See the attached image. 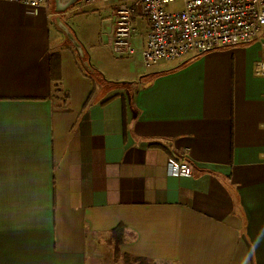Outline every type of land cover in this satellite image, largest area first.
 I'll return each mask as SVG.
<instances>
[{
    "label": "crops",
    "instance_id": "1",
    "mask_svg": "<svg viewBox=\"0 0 264 264\" xmlns=\"http://www.w3.org/2000/svg\"><path fill=\"white\" fill-rule=\"evenodd\" d=\"M75 3L0 0V264H264V34L144 67L109 16L94 78Z\"/></svg>",
    "mask_w": 264,
    "mask_h": 264
},
{
    "label": "built area",
    "instance_id": "2",
    "mask_svg": "<svg viewBox=\"0 0 264 264\" xmlns=\"http://www.w3.org/2000/svg\"><path fill=\"white\" fill-rule=\"evenodd\" d=\"M38 8L46 0H7ZM114 1L112 50L120 56H139L144 67L159 61H172L191 53L245 44L257 38L264 28V0H76L81 6ZM148 28L142 47H135V20ZM260 69L263 63H259ZM172 174L190 176V159L184 151L172 164Z\"/></svg>",
    "mask_w": 264,
    "mask_h": 264
},
{
    "label": "rangeland",
    "instance_id": "3",
    "mask_svg": "<svg viewBox=\"0 0 264 264\" xmlns=\"http://www.w3.org/2000/svg\"><path fill=\"white\" fill-rule=\"evenodd\" d=\"M116 4L114 1L110 2H99L95 3L92 6H81L78 3L71 5V11L68 15L60 16V20L66 22L70 29L76 33V31H81V28L88 27L92 24H97L100 20H108L112 6ZM180 3L179 0H176L175 4L170 5V9L179 8ZM143 20V19H142ZM145 20H139V23L136 24V35L142 36L144 34ZM264 28L261 29L258 37L263 35L261 33ZM74 35V33H73ZM264 37V36H263ZM71 46V45H70ZM83 52H86L83 49ZM87 53V52H86ZM83 61H85L83 59ZM88 61V58H87ZM95 78V77H94ZM117 264H144L142 261H138L137 259L124 258V260H120Z\"/></svg>",
    "mask_w": 264,
    "mask_h": 264
},
{
    "label": "water",
    "instance_id": "4",
    "mask_svg": "<svg viewBox=\"0 0 264 264\" xmlns=\"http://www.w3.org/2000/svg\"><path fill=\"white\" fill-rule=\"evenodd\" d=\"M74 2H76V0H74ZM65 29H66V35H67V37H69L72 46L76 49L77 54H78V56H79V58L81 60L82 65L85 66V67L88 66L87 62L83 61L84 54H83V51H82V49L80 47V44L78 43V41L76 39H74L73 33L70 31V29L67 26H66Z\"/></svg>",
    "mask_w": 264,
    "mask_h": 264
},
{
    "label": "trees",
    "instance_id": "5",
    "mask_svg": "<svg viewBox=\"0 0 264 264\" xmlns=\"http://www.w3.org/2000/svg\"><path fill=\"white\" fill-rule=\"evenodd\" d=\"M84 60L87 62L88 66L85 67V66L82 65L81 62L80 63L82 65V67H83V70H84L85 74L90 76V77H92V76L93 77H100L101 79H103L102 75L99 73V71L97 69H95L94 67H92L90 65V63L87 61L86 54H84ZM56 87H57V85H54V92L58 91V89H56ZM116 239H117V241L120 240L118 237H116ZM117 255H118V250H116L115 257H117Z\"/></svg>",
    "mask_w": 264,
    "mask_h": 264
}]
</instances>
